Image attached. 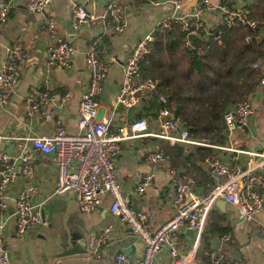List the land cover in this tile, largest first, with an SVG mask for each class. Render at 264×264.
Returning a JSON list of instances; mask_svg holds the SVG:
<instances>
[{
  "label": "crops",
  "instance_id": "1",
  "mask_svg": "<svg viewBox=\"0 0 264 264\" xmlns=\"http://www.w3.org/2000/svg\"><path fill=\"white\" fill-rule=\"evenodd\" d=\"M9 1L11 10L8 20L0 27V66L6 58L7 45L19 41L22 43L26 60L23 63L18 79L10 90L9 101L0 108V147L16 160L17 174L6 189L5 206L0 209V220L4 221V235L9 245L8 264H125L116 259L120 252L129 260H136L142 254L143 244L135 237L118 216L109 210L111 197L101 196L100 203L90 211H80L76 194L72 189L56 192L57 169L50 153L35 151L26 137L36 134H51L59 123L70 133L78 128V102L89 81V70L85 62V51L94 41L103 57L110 61L108 73L102 82L98 97L99 116H111L110 130L125 121L135 118V114L146 103L145 97L131 116L122 105L114 108L116 93L125 81V59L138 39L152 32L159 21L174 12L168 0H123L127 25L120 32L108 31L102 34V16L108 0H50L41 12L28 8V0ZM197 0H182L181 13H192L197 8ZM83 3L95 19L86 22L79 29L71 26V6ZM251 0H231L235 6H246ZM219 9L202 7L200 16L205 27L212 28L219 20ZM55 21L53 31L43 30L41 25L45 18ZM259 38H264V26L259 30ZM57 38L69 40L75 47L69 63L60 66L47 62L49 47ZM261 63L264 78V57L257 59ZM256 60V61H257ZM47 91L50 95L48 103L50 119L27 117L25 97L33 90ZM253 112L246 122L226 134L225 142L189 145L176 143L184 150L194 147H210V155H215L228 165L239 163L245 166L249 159L248 151H257L264 145V83L258 82L252 94ZM148 120L149 131L160 130V119L144 110ZM58 122V124H57ZM166 140L156 136L129 138L121 141L116 155L119 179L124 191L131 197L132 205L145 212V222L151 229L172 217L174 207L172 196L175 182L193 178V188L201 195L209 190L211 184L220 177H215L211 169L200 163L211 181L203 184L195 180L193 174L185 167L174 166L171 160L150 162L146 154L151 150L165 153ZM28 157L30 172L20 170L22 155ZM19 157V158H18ZM152 173L151 185L146 191L137 194L135 188L141 176ZM30 187V200L41 205L45 224L19 235L16 228L15 197L23 188ZM264 197V191H263ZM220 218L223 229L227 231L212 232L209 225L211 218ZM189 228L181 227L178 231V250L186 254L196 244V264H210L206 250L218 248L223 254L226 264H264V204L260 212L252 219H245L238 214L236 205L226 202L221 208L214 204L208 212L200 237L197 230L193 233ZM105 233L104 242L89 247L86 252H74L60 255L69 248L87 249L91 235L94 238ZM229 234V238L225 236ZM98 239L95 240L97 242ZM96 248L91 255L89 249ZM169 247L165 246L156 256V264L170 261Z\"/></svg>",
  "mask_w": 264,
  "mask_h": 264
},
{
  "label": "built area",
  "instance_id": "2",
  "mask_svg": "<svg viewBox=\"0 0 264 264\" xmlns=\"http://www.w3.org/2000/svg\"><path fill=\"white\" fill-rule=\"evenodd\" d=\"M50 0H28V8L41 12ZM174 12L158 22L157 25L170 27L173 23L187 33L186 44L190 43L189 34L195 33L198 37L202 32L208 35L209 27H205L200 16L202 7L219 9L218 24L226 26L250 25L255 22L249 18L248 9L245 6H235L231 0H197L195 10L192 13L179 12L182 0H168ZM230 1V3H229ZM11 3H0V27L8 20ZM103 32L109 30L120 32L127 25V19L121 0H108L105 12L102 16ZM95 19L94 15L87 11L83 3H73L71 6V26L74 30L83 24ZM156 25V26H157ZM214 26V27H215ZM43 30L53 31L55 21L51 17L45 18L41 25ZM213 28V27H212ZM153 32V31H152ZM152 32L138 39L125 59V81L114 99V108L122 105L124 108L134 106L136 110L148 91L155 87V81L149 77H139V62L147 51V42L153 37ZM205 45L198 48V53L204 52ZM75 53L73 44L65 38H57L49 47L47 62L65 66ZM26 60V53L21 42H13L6 47V58L0 66V108L10 99V90L18 79L20 69ZM103 57L94 40L85 51V62L89 70V81L78 102V128L76 133H70L58 122L51 134H36L26 137L35 151L50 153L57 169L56 192L66 189L74 190L80 211L94 209L101 200L103 194L111 197L109 210L118 215L127 225L130 232L143 244L142 254L136 260H129L124 253L116 255V259L125 264H156V256L163 249L169 247L171 259L166 264H196V244L186 254H182L177 247L178 231L181 227L196 229L200 237L208 212L218 199L237 206L238 214L245 219L255 217L264 204V145L260 150L248 151L249 159L245 166L239 163L228 165L215 155H206L202 162L211 169L215 177H220L211 184L206 194L201 195L193 188L192 177L186 180H178L174 184L172 205L174 213L172 217L161 223L156 229H151L145 222V212L133 207L131 197L124 191L119 179L116 165V155L120 150L121 141L129 138H142L156 136L168 143H185L189 145L205 144L204 139L192 137L188 127L180 116H176L167 106H159L156 110L160 119V130L149 131L148 120L145 116L135 117L125 121L117 127L116 131L110 130L111 116H99L98 97L102 89L110 61ZM253 67L260 68L259 60L253 63ZM260 83L264 78L260 77ZM253 91L241 100L234 103L224 112L226 132L230 133L236 127L244 124L253 112ZM50 95L47 91L33 90L25 97L27 117L37 116L44 120L50 119L48 108ZM162 103L166 97L160 95ZM19 158V157H18ZM148 161H169L168 154L161 150H151L146 154ZM16 160L5 149L0 147V209L5 206L6 189L17 174ZM20 170L30 172L24 154L18 159ZM152 173L141 176L135 188L137 194L146 191L151 185ZM30 187L21 189L15 197V221L17 233L25 235L40 225H44L41 205L30 200ZM229 238V234L225 236ZM97 242H95V240ZM105 233L94 238L91 235L88 246L92 247L98 242H104ZM96 248L89 249L93 255ZM210 264H226L224 254L212 247L206 252ZM9 263V245L4 235V221L0 220V264Z\"/></svg>",
  "mask_w": 264,
  "mask_h": 264
},
{
  "label": "trees",
  "instance_id": "3",
  "mask_svg": "<svg viewBox=\"0 0 264 264\" xmlns=\"http://www.w3.org/2000/svg\"><path fill=\"white\" fill-rule=\"evenodd\" d=\"M245 7L254 26L218 24L209 29L206 37L202 32L189 44L187 33L179 25H157L139 62V77L153 79L155 87L148 91L146 97H150L135 117L146 116L148 112L144 110L155 115L159 106H167L183 119L192 137L211 143L225 142V110L253 91L262 77L260 68L253 67V63L264 57V38L258 35L264 26V0H251ZM202 45L204 52L200 54L198 48ZM160 95L166 97L165 103L160 101ZM165 153L172 165L185 167L197 182L211 181L196 162L202 164L211 153L210 147L185 151L176 143L165 144ZM220 222V218L210 219L209 225L215 227L212 232L227 231Z\"/></svg>",
  "mask_w": 264,
  "mask_h": 264
},
{
  "label": "water",
  "instance_id": "4",
  "mask_svg": "<svg viewBox=\"0 0 264 264\" xmlns=\"http://www.w3.org/2000/svg\"><path fill=\"white\" fill-rule=\"evenodd\" d=\"M81 2H83V0H81ZM189 39L192 40L193 38H195L197 35L195 33H190L189 35ZM253 39H256L255 37H253ZM133 110H134V106H130L128 107L127 109V115L128 116H131L132 113H133ZM225 203L226 201L224 199H218L216 201V205L221 207V208H224L225 207ZM188 231L190 233H193V229L192 228H189ZM86 248H83L82 250H77V248H69V246L65 249V251H62L60 253V255H69V254H72L74 252H86Z\"/></svg>",
  "mask_w": 264,
  "mask_h": 264
},
{
  "label": "rangeland",
  "instance_id": "5",
  "mask_svg": "<svg viewBox=\"0 0 264 264\" xmlns=\"http://www.w3.org/2000/svg\"><path fill=\"white\" fill-rule=\"evenodd\" d=\"M121 2H122V3H124V1H123V0H121Z\"/></svg>",
  "mask_w": 264,
  "mask_h": 264
}]
</instances>
